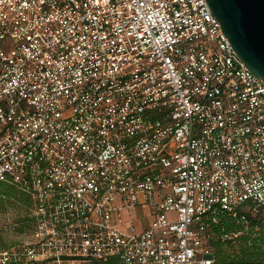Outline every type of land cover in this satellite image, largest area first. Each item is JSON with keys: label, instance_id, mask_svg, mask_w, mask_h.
Listing matches in <instances>:
<instances>
[{"label": "built area", "instance_id": "obj_1", "mask_svg": "<svg viewBox=\"0 0 264 264\" xmlns=\"http://www.w3.org/2000/svg\"><path fill=\"white\" fill-rule=\"evenodd\" d=\"M0 181V264H214L264 223V80L207 0H0Z\"/></svg>", "mask_w": 264, "mask_h": 264}, {"label": "water", "instance_id": "obj_2", "mask_svg": "<svg viewBox=\"0 0 264 264\" xmlns=\"http://www.w3.org/2000/svg\"><path fill=\"white\" fill-rule=\"evenodd\" d=\"M238 56L264 80V0H207Z\"/></svg>", "mask_w": 264, "mask_h": 264}, {"label": "trees", "instance_id": "obj_3", "mask_svg": "<svg viewBox=\"0 0 264 264\" xmlns=\"http://www.w3.org/2000/svg\"><path fill=\"white\" fill-rule=\"evenodd\" d=\"M0 195H5L10 198L17 197L19 202H23L25 205L29 204L30 209L33 206L30 195L27 192L25 193L22 191L13 183L10 184L9 182L0 181ZM255 225L260 227V232L257 234H255L253 230L256 227ZM221 226L226 227L227 232L244 231L243 228L237 225L230 216L220 217V224L216 226V229L219 230ZM251 226V230L244 231V233L237 238L230 239L229 241L225 242L220 238L214 241V264H264V223L254 222L251 224ZM19 229V225L16 224L14 231L18 232ZM8 247L9 246L1 247L0 250L6 249ZM225 247H229L227 248V251L224 250ZM9 264L22 263L13 262Z\"/></svg>", "mask_w": 264, "mask_h": 264}, {"label": "rangeland", "instance_id": "obj_4", "mask_svg": "<svg viewBox=\"0 0 264 264\" xmlns=\"http://www.w3.org/2000/svg\"><path fill=\"white\" fill-rule=\"evenodd\" d=\"M31 209L29 204L25 205L23 202H19L17 197L10 198L0 195V248L24 242L31 235L30 231L33 226ZM12 223L19 225L18 232H8L7 229ZM227 248L225 247L224 250L227 251Z\"/></svg>", "mask_w": 264, "mask_h": 264}]
</instances>
